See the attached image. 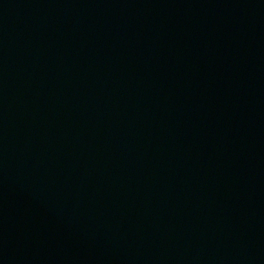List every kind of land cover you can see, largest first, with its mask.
<instances>
[{
  "label": "water",
  "instance_id": "1",
  "mask_svg": "<svg viewBox=\"0 0 264 264\" xmlns=\"http://www.w3.org/2000/svg\"><path fill=\"white\" fill-rule=\"evenodd\" d=\"M0 264H264V0H0Z\"/></svg>",
  "mask_w": 264,
  "mask_h": 264
}]
</instances>
